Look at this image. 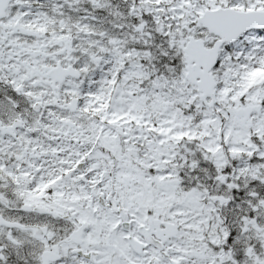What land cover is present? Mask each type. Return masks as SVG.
<instances>
[{
  "label": "snow or ice",
  "instance_id": "6c2138e0",
  "mask_svg": "<svg viewBox=\"0 0 264 264\" xmlns=\"http://www.w3.org/2000/svg\"><path fill=\"white\" fill-rule=\"evenodd\" d=\"M0 264H264V0H0Z\"/></svg>",
  "mask_w": 264,
  "mask_h": 264
}]
</instances>
